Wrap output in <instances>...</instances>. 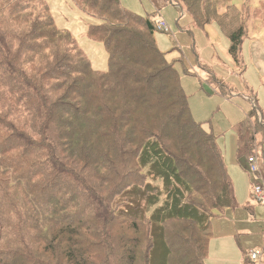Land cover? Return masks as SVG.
<instances>
[{"label":"trees","instance_id":"1","mask_svg":"<svg viewBox=\"0 0 264 264\" xmlns=\"http://www.w3.org/2000/svg\"><path fill=\"white\" fill-rule=\"evenodd\" d=\"M168 1L216 23L235 60L247 20L264 25V0ZM74 2L100 20L86 35L106 70L46 0H0V264H204L215 212L237 203L217 137L192 117L155 21ZM233 127L250 157L264 114L253 103Z\"/></svg>","mask_w":264,"mask_h":264},{"label":"rangeland","instance_id":"2","mask_svg":"<svg viewBox=\"0 0 264 264\" xmlns=\"http://www.w3.org/2000/svg\"><path fill=\"white\" fill-rule=\"evenodd\" d=\"M46 1L56 26L70 31L94 69L106 70L108 54L103 44L86 35L89 25L100 20L86 14L74 0ZM122 1L128 2V6H131L127 7L121 2L128 10L148 16L153 21L160 17L167 21L170 32L155 31L158 49L178 71L192 117L201 121L203 128L212 131L217 137L234 188L237 202L235 207L216 211L218 218L214 217L213 221L215 219L227 221L228 217L234 216V219L238 220L236 224L239 229L222 234L228 231V228L225 229L223 225L217 226L220 240L221 242L230 240L233 243L237 253L234 259H241L240 264H264V204L253 196L255 183L264 181L260 173L251 172L246 156H238L237 134L233 124L228 120V115L239 119L238 114L241 112L246 116L253 103L258 113L264 114V25L261 26L257 19L247 20L246 35L241 43L239 57L235 60L229 52L228 38L218 25L213 22L199 26L182 4H168L154 11L149 0ZM226 1L239 8L245 2ZM248 2L254 8L259 0ZM219 10H224V7ZM251 126L254 128V122ZM263 132L261 130L255 134L257 146L253 154L256 163L262 167H264ZM242 229L245 231L242 232ZM228 235L235 237L234 242L232 238L226 237ZM256 249L261 250L262 255L258 260L251 262L246 256ZM159 260L153 257V264L159 263Z\"/></svg>","mask_w":264,"mask_h":264},{"label":"crops","instance_id":"3","mask_svg":"<svg viewBox=\"0 0 264 264\" xmlns=\"http://www.w3.org/2000/svg\"><path fill=\"white\" fill-rule=\"evenodd\" d=\"M149 1H150L151 5L154 7V11L158 10V9L168 5V4H174V3H170L168 0H149ZM120 2H122L127 7H131V6H128V2H126V1L123 2L122 0H120ZM159 19H161V17ZM159 19H157V20H159ZM244 116L245 115H244V113L242 114V112L238 114L239 119H235V117L231 118V116L228 115V120L230 123L235 124L237 121L239 122V120H241ZM259 173L261 174L260 177L264 181V167H262V165H260V171L258 172V174ZM231 208H234V207H231ZM216 216H218V214H216L214 217H216ZM213 218H212V222H211L212 238L210 240L209 249H208V255H209V253H210V255L209 256L207 255L208 257H206V259L204 260V264H240L241 259H234L237 257L235 246H233V243L230 240L228 242L227 241L221 242L220 234H219L218 228H217V226L221 227L223 225V227H225V229L228 228V231H224V232H222V234L223 233H229V231H231V230L239 229L237 227V224H236V221H238V220L234 219L235 218L234 216L231 218L228 217L227 221H222L220 219H215L213 221ZM216 218H218V217H216ZM233 222H234V225H233ZM214 231L216 232V236H215ZM241 231L243 232L245 230L242 229ZM226 237L232 238L233 242H234V238H235L234 236L229 237V235H228ZM213 238H215L214 241H212ZM246 258L251 260L249 258V255H247ZM251 262H253V260H251Z\"/></svg>","mask_w":264,"mask_h":264},{"label":"built area","instance_id":"4","mask_svg":"<svg viewBox=\"0 0 264 264\" xmlns=\"http://www.w3.org/2000/svg\"><path fill=\"white\" fill-rule=\"evenodd\" d=\"M156 28L157 30L164 31V32H170V27L167 23V21L163 18L159 19L156 21ZM249 164H250V169L252 173H258L260 171V165L257 162L254 155H251L250 157L247 158ZM253 196L254 198L260 202L261 204H264V184L261 182H256L255 185L253 186ZM262 255V251L259 249L252 250L249 253V258L251 260L255 261L258 260Z\"/></svg>","mask_w":264,"mask_h":264}]
</instances>
